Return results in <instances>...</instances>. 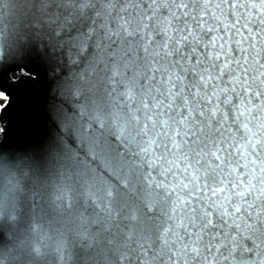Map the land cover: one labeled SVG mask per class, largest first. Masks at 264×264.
I'll list each match as a JSON object with an SVG mask.
<instances>
[{
	"label": "snow or ice",
	"instance_id": "6c2138e0",
	"mask_svg": "<svg viewBox=\"0 0 264 264\" xmlns=\"http://www.w3.org/2000/svg\"><path fill=\"white\" fill-rule=\"evenodd\" d=\"M0 264H264V0H0Z\"/></svg>",
	"mask_w": 264,
	"mask_h": 264
},
{
	"label": "water",
	"instance_id": "95a60500",
	"mask_svg": "<svg viewBox=\"0 0 264 264\" xmlns=\"http://www.w3.org/2000/svg\"><path fill=\"white\" fill-rule=\"evenodd\" d=\"M8 0H4V3H7ZM4 12H5V21L7 19V9L5 8L4 9ZM38 70V69H37ZM37 90H40V89H37ZM30 134L27 132L26 129H20L18 132H16L13 137H12V140L13 142L15 143H25L26 141H28L30 139Z\"/></svg>",
	"mask_w": 264,
	"mask_h": 264
}]
</instances>
